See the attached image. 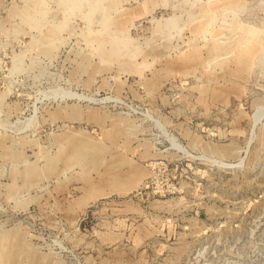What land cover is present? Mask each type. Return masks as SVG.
<instances>
[{
    "label": "rangeland",
    "instance_id": "obj_1",
    "mask_svg": "<svg viewBox=\"0 0 264 264\" xmlns=\"http://www.w3.org/2000/svg\"><path fill=\"white\" fill-rule=\"evenodd\" d=\"M0 264H264V0H0Z\"/></svg>",
    "mask_w": 264,
    "mask_h": 264
}]
</instances>
